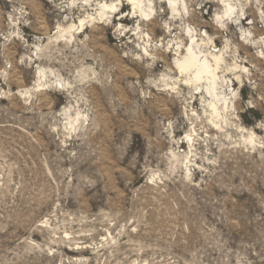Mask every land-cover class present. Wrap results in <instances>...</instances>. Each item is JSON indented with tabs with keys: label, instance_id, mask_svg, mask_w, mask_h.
<instances>
[{
	"label": "rangeland",
	"instance_id": "374dc122",
	"mask_svg": "<svg viewBox=\"0 0 264 264\" xmlns=\"http://www.w3.org/2000/svg\"><path fill=\"white\" fill-rule=\"evenodd\" d=\"M75 2L0 0V264H264V0L226 31L218 0H186L187 22L214 37L205 53L227 45L248 69L210 125L190 117L201 93L189 105L188 85L153 87L177 48L145 68L132 58L143 41ZM161 6L140 23L164 45L175 29Z\"/></svg>",
	"mask_w": 264,
	"mask_h": 264
},
{
	"label": "clouds",
	"instance_id": "9594fccd",
	"mask_svg": "<svg viewBox=\"0 0 264 264\" xmlns=\"http://www.w3.org/2000/svg\"><path fill=\"white\" fill-rule=\"evenodd\" d=\"M167 3V8L171 11V15L167 20L162 21V27L171 36V41L167 44L161 45L159 42H151L148 33L144 30V26L141 25L140 21L150 22L158 13L162 14L165 12V8L161 5ZM191 2V0H190ZM124 0H110L105 4H93L92 0H79V6L85 8H92L95 12L98 8L106 10L105 23L111 24L113 29L119 34L120 37H125L128 43H133L131 39L126 37L127 33H131L132 37H135L136 41H143V43H136L135 47L140 49V52L133 55V59L142 61L144 57L149 58V62L143 66L145 68H154L158 56L156 50L163 48L164 51H169L173 48H183L184 37L191 39L193 45L197 47L201 52L208 51L213 46L214 37L209 36L207 31H197L193 25L187 22V18L191 15L189 6L184 0H144L143 3L135 5L139 12L121 11ZM218 3L223 5L224 11L213 14L214 23L223 30H227L228 25L241 26L242 20L245 18V9L248 7L246 0H218ZM78 4L75 0H69L66 7L75 8ZM199 8H203V4L197 5ZM119 13L115 16L117 21H124L125 19H133L135 16H139V20H134L133 24L129 25L126 23L117 22L113 24L114 14ZM179 21V23H174ZM27 23V22H25ZM252 23L251 20L248 21ZM243 33L244 36H250V33L245 31L243 27L238 29ZM199 36L200 43L196 45V39ZM247 42V41H246ZM261 42H264V37H261ZM264 54V53H260ZM124 55H128L127 52ZM211 55V53H210ZM231 56V63L228 62V57ZM216 63L220 64L219 70L216 68V64H213L209 70V75L218 71L215 80H209L207 85L199 83L200 74L195 77L196 83L185 79L183 76H175L176 68H169L167 73L161 72L159 80H157L153 87L160 86L161 91H168L177 96L182 94L181 85H188L191 98L188 100L189 105L193 99H196L195 94L201 93L200 104L203 108L201 115H197L196 111H190V117L194 120V125L203 122L204 125H210L216 117H223L225 110L231 112L232 104L235 99L239 98L240 88L234 87L233 80H239L240 77L248 72L247 68L242 67L240 59L235 52L228 53L227 45H225L224 58L216 56ZM240 67V72L236 73L234 68ZM135 84V82H129ZM148 83H152L151 80ZM71 86V85H70ZM145 95L150 93L145 92ZM63 107V106H61ZM255 121V117H254ZM260 121V120H259ZM259 121H255L258 123ZM171 125V122H169ZM222 127V123L220 124Z\"/></svg>",
	"mask_w": 264,
	"mask_h": 264
},
{
	"label": "bare ground",
	"instance_id": "6f19581e",
	"mask_svg": "<svg viewBox=\"0 0 264 264\" xmlns=\"http://www.w3.org/2000/svg\"><path fill=\"white\" fill-rule=\"evenodd\" d=\"M125 1H127L128 4L133 7L132 8L133 9V12H139L140 10L137 9L135 7V5H137L138 3H143L144 2V0H125ZM184 2L187 4L186 0H184ZM105 3L106 2L100 3V4H105ZM98 10H99L98 15L100 16V18L103 19V17L106 16V10L103 9V8H98ZM91 19H92V17H91ZM92 21H93V19H92ZM84 24H85V19H82V20H80L79 25H77V26L76 25H71L70 27L68 26V28L65 29L64 31L66 33L67 32H70L71 33L72 30H74V31L77 30V29L78 30L79 29L81 30L84 27ZM72 36L73 35H71V37ZM150 40H151V38H150ZM199 41L200 40L196 39V45H199ZM176 50L178 51L177 53H178L179 56H178L177 59H175L174 65H175L176 69L179 70V74L181 73V75L182 74L189 75V78L187 80L192 81L193 83H196L195 77L197 76V74H200L199 83L206 82V85H207V83H208L209 80H215L216 75H218V71L212 73L211 75H209V70L211 69V67H212L213 64H216L217 70L220 69L221 65L216 63L215 57L216 56H220L221 59H223L224 58V52L222 50H218L217 51L216 50V47L214 46L215 52H212L211 51V52H208L206 54L205 52H201L200 50H198L197 47L195 45H193V42H192L191 39H190V43L188 45H185L183 48H177ZM181 50H182V53L183 54H181ZM210 53H211V55H210ZM239 68H240L239 66H236L234 68V71L235 70H238ZM226 110H225V112L228 111V110L227 111ZM216 118L218 119V118H221V117H216ZM252 137L249 138V140L251 141V143L254 142V140H253L254 137L253 138ZM187 140H189V142L190 141L192 142V137H190L188 135L187 136Z\"/></svg>",
	"mask_w": 264,
	"mask_h": 264
}]
</instances>
